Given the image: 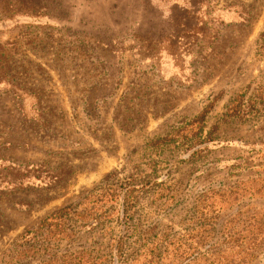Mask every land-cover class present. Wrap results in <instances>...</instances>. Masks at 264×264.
<instances>
[{"label":"rangeland","instance_id":"obj_1","mask_svg":"<svg viewBox=\"0 0 264 264\" xmlns=\"http://www.w3.org/2000/svg\"><path fill=\"white\" fill-rule=\"evenodd\" d=\"M262 31L264 0H0V264H264Z\"/></svg>","mask_w":264,"mask_h":264},{"label":"trees","instance_id":"obj_2","mask_svg":"<svg viewBox=\"0 0 264 264\" xmlns=\"http://www.w3.org/2000/svg\"><path fill=\"white\" fill-rule=\"evenodd\" d=\"M259 40H260V47L262 50H264V31H262L259 34ZM206 116V112L202 113V115H200L199 117V121H204V118ZM175 140L172 138H166L164 139L165 144H170L173 143ZM108 176H105L102 180L105 181L107 180ZM82 201L76 203V204H72L69 206H65L61 209H59L58 211L50 214L49 216H47L46 218H44L40 224L37 226L36 230H31V231H27L21 238H20V242L22 241H26L27 243L31 240V239H35L37 237V233L34 232H39L41 231L45 237L43 239L44 241V245L46 244V249H48L51 245V243L56 240V235H61V232H65V230H67L66 226V222L67 220H73L72 219V215H76V217L78 216V219H85L86 217V213L84 212V216L83 214L76 213L73 214V210L74 208H77L79 206H81ZM67 235V234H66ZM69 235V234H68ZM60 239V238H57ZM117 253L120 255L121 254V248H118ZM79 257L74 258L73 255H63L60 258H53L51 260H49L48 262H46V264H80V261L83 260V258L85 257L84 253L79 254ZM90 261H87L88 264H97V262L93 259ZM82 264H85V262H83Z\"/></svg>","mask_w":264,"mask_h":264},{"label":"crops","instance_id":"obj_3","mask_svg":"<svg viewBox=\"0 0 264 264\" xmlns=\"http://www.w3.org/2000/svg\"><path fill=\"white\" fill-rule=\"evenodd\" d=\"M260 33H261V32H260ZM260 33H259V34H260Z\"/></svg>","mask_w":264,"mask_h":264}]
</instances>
